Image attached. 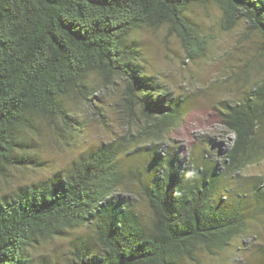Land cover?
Returning <instances> with one entry per match:
<instances>
[{
  "label": "trees",
  "instance_id": "1",
  "mask_svg": "<svg viewBox=\"0 0 264 264\" xmlns=\"http://www.w3.org/2000/svg\"><path fill=\"white\" fill-rule=\"evenodd\" d=\"M209 3L219 10L222 29L242 22L256 33L264 56V0H0V185L24 166L28 136L39 125L74 129L66 101L75 95L91 103L92 75L112 90L122 83L116 105L127 122L120 141L102 145L43 185L0 190V264H47L35 261L32 249L84 225H93L97 250L75 246L64 264H195L200 253L214 255L246 230L248 218L239 209L211 201L221 180L215 163L185 179L176 166L160 162L158 179L141 184L147 217L132 202L114 199L120 188L133 192L118 153L146 139L162 142L184 115L183 102L145 75L130 35L163 27L184 56L196 60L207 40L188 12ZM249 67L242 70L245 82ZM248 89L241 100L215 107L233 134L222 155L232 171L264 154V78Z\"/></svg>",
  "mask_w": 264,
  "mask_h": 264
},
{
  "label": "rangeland",
  "instance_id": "2",
  "mask_svg": "<svg viewBox=\"0 0 264 264\" xmlns=\"http://www.w3.org/2000/svg\"><path fill=\"white\" fill-rule=\"evenodd\" d=\"M188 13L207 40L204 54L196 60L187 59L178 39L163 27L142 28L130 35L129 40L141 52L145 75L183 102L184 115L162 142L146 139L118 153L117 162L122 172L131 176L128 187L133 192L120 188L114 199L132 202V209L147 217L150 208L141 193V184L151 185L158 179L160 162L176 166L185 179L198 168L215 163L221 180L211 193L212 203L228 211L239 209L248 223L240 236L214 255L200 253L195 264H264V154L238 171L226 168L222 155L229 149L233 134L223 128L215 109L221 101L241 100L251 81L264 78V56L259 54L261 39L242 22L233 29H222L220 12L214 4L191 6ZM247 64L251 66L250 79L245 82L242 70ZM89 85L94 92L91 103L75 95L66 101L74 129L67 131L57 125L53 131L46 123L39 125V132L28 136L24 166L8 172L1 191L43 185L102 145L120 141L127 130L124 113L116 105L122 83H118V90H112L92 75ZM93 235V225H84L41 242L32 254L35 261L64 264L75 246L89 245L96 251Z\"/></svg>",
  "mask_w": 264,
  "mask_h": 264
}]
</instances>
